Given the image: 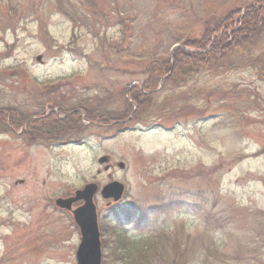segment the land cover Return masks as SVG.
Here are the masks:
<instances>
[{
    "label": "rangeland",
    "instance_id": "rangeland-1",
    "mask_svg": "<svg viewBox=\"0 0 264 264\" xmlns=\"http://www.w3.org/2000/svg\"><path fill=\"white\" fill-rule=\"evenodd\" d=\"M256 1L0 0V109L30 116L66 96L111 120L52 148L0 129V264H77L80 231L55 201L88 183L103 264L146 235L159 237L146 264H264V35L181 86L155 74L149 111L110 125L129 122L131 84L205 20ZM113 181L118 201L100 193Z\"/></svg>",
    "mask_w": 264,
    "mask_h": 264
},
{
    "label": "trees",
    "instance_id": "trees-1",
    "mask_svg": "<svg viewBox=\"0 0 264 264\" xmlns=\"http://www.w3.org/2000/svg\"><path fill=\"white\" fill-rule=\"evenodd\" d=\"M125 33H127L126 29L123 35L124 40H126ZM263 35L264 0H257L249 4L244 11L241 8H235L227 11L224 15L213 16L205 20L199 34L184 41L178 48L170 52L167 57L158 60L156 62L158 66L147 70L148 78L142 83V86L135 84L130 87V99L127 100L126 110L127 115L131 116L129 122L127 124L121 122L125 119V117L121 116L116 117L114 120L116 122L120 121L118 124L120 128H125L130 122L137 120L145 111H149L153 105L152 98L159 91L154 85L155 74L161 76L165 85L181 86L189 80L193 73L202 69H220L224 67L225 63H228L234 55L257 46ZM88 110L89 119H95L99 122L111 121L106 114L97 112L95 114L94 110ZM22 116V114L18 115L15 108H1L0 129H6L8 117H10L13 127L17 128V122ZM51 118L49 119V121L51 120L49 127L52 128L51 135L56 138L81 132L83 129L82 126L79 129V125L76 128L74 124H69L68 127H65L56 120L55 115ZM34 126L32 124L31 128L33 129ZM49 127L48 129H50ZM44 136L46 135L44 134ZM147 237L146 235L145 237L134 239L129 242L131 245L121 248L125 253L120 256L121 259L124 258L123 264H146L149 262L150 257L148 254L152 249H157V243L155 244V242H158L159 237L154 236L150 240H146ZM121 240L125 241L127 239ZM122 241L121 243L124 245Z\"/></svg>",
    "mask_w": 264,
    "mask_h": 264
},
{
    "label": "water",
    "instance_id": "water-1",
    "mask_svg": "<svg viewBox=\"0 0 264 264\" xmlns=\"http://www.w3.org/2000/svg\"><path fill=\"white\" fill-rule=\"evenodd\" d=\"M37 60L41 62L42 57L37 56ZM108 160V156H102L99 158V163L103 164ZM118 165L120 168H124L123 162ZM124 189L123 184L115 181L105 185L101 190V194L105 199L113 198L117 201L122 197ZM97 191L98 185L89 183L83 189L77 190L74 196L56 200L59 207L72 210L74 221L80 229L81 241L76 252L77 264H102L101 234L98 227L97 208L94 202ZM78 201H83V204L72 209L73 204Z\"/></svg>",
    "mask_w": 264,
    "mask_h": 264
},
{
    "label": "flooded vegetation",
    "instance_id": "flooded-vegetation-1",
    "mask_svg": "<svg viewBox=\"0 0 264 264\" xmlns=\"http://www.w3.org/2000/svg\"><path fill=\"white\" fill-rule=\"evenodd\" d=\"M69 102L70 100L68 99V97L65 96L63 100L53 101L51 102V104L38 106V110L36 113H33L30 116L23 115L21 119L18 120V122L16 121L18 124L17 128L13 127V125L11 124L10 117H8L6 124L7 131L18 134L27 143H38L40 145H44L45 147L52 148L56 145H65L81 141L79 138L69 137L67 135H64L63 137L59 138H56L55 136L51 135L52 128L49 127L51 122V120L49 121V119L53 115H55L56 120L65 127H68L69 124H74L75 127L79 125V129L81 128L80 126H84L85 124L91 126H104L102 122H98V120L95 121V119L88 118L87 112L89 110L82 103L76 107L71 105ZM32 124L35 125L33 129L31 128ZM113 124L116 125V121H113ZM48 127L50 129H48ZM44 134L46 136H44Z\"/></svg>",
    "mask_w": 264,
    "mask_h": 264
}]
</instances>
